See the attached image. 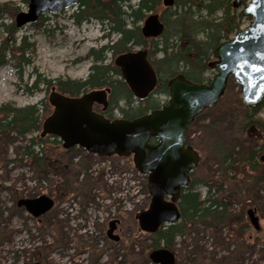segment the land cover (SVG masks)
<instances>
[{
    "label": "rangeland",
    "instance_id": "1",
    "mask_svg": "<svg viewBox=\"0 0 264 264\" xmlns=\"http://www.w3.org/2000/svg\"><path fill=\"white\" fill-rule=\"evenodd\" d=\"M137 1L132 0V3ZM162 7L153 12L160 13ZM28 8L29 0H0V46L6 36L5 26L14 24L17 27V14ZM241 8L238 13H241ZM76 9L77 5H74L56 14L47 12L44 23L38 20L17 27L15 36L19 39L27 36V42L34 43L35 52L26 54L30 58L29 63L20 60L23 62L21 69L16 67L18 58L0 66V107L5 104L14 107L37 104L44 110L41 111L43 122L53 111L48 100L51 88L44 85L43 79L87 78L92 61L83 57L90 48L105 44L107 38L103 36L104 26L98 21L75 24L69 16ZM251 24L252 18L242 17L241 29ZM138 48L143 47L134 49ZM214 59V55L211 56L210 60ZM114 60L115 57L109 55L107 62ZM19 70L23 72L22 78ZM214 73L211 68L206 72L210 81ZM39 78V86L31 89ZM155 97L162 104L168 101L169 94ZM240 102V85L231 78L220 108H209L204 113V120L192 127L190 139L193 143L202 142L207 146L214 141V137L239 143L244 137ZM46 103L50 105L48 108ZM115 116H121V112L116 110ZM213 121L211 130L208 125ZM256 131L254 137L262 141L264 133ZM39 132L41 129L37 133L20 136L11 131L0 137V264L36 261L43 264H148L144 257L149 259L152 252L151 239L139 228L136 215L148 207L151 197L148 178L135 168L132 157H93L79 146L68 152L63 144L48 138L44 148L58 171H37L23 152L30 138L36 137ZM33 148L38 150L39 146ZM218 166L215 155L203 156L198 168L193 171L197 179L195 187L205 191L203 181L211 183L218 175ZM245 192V200L235 195L231 204L233 210L240 214L241 223L248 226L245 236L251 239L250 244L237 245L234 241L236 227L224 229L220 236L193 232L178 237L177 263L231 264L228 259H234L237 264H264V180L250 185ZM41 195L55 200L52 209L42 216L34 217L24 208L17 207L19 199ZM255 201L262 207L261 211L255 209L259 229L254 227L248 215ZM115 218L122 219V238L120 241H106L102 236L109 227V220L111 222ZM196 239L206 252L215 251V255L196 258L191 254Z\"/></svg>",
    "mask_w": 264,
    "mask_h": 264
},
{
    "label": "trees",
    "instance_id": "2",
    "mask_svg": "<svg viewBox=\"0 0 264 264\" xmlns=\"http://www.w3.org/2000/svg\"><path fill=\"white\" fill-rule=\"evenodd\" d=\"M162 5L163 0H138L135 4L132 0H79L70 19L77 25L90 20L100 22L104 26L103 36L107 38V42L99 48H90L83 57L92 61L86 79L45 78L44 85L47 88L55 86L60 93L68 96H78L91 89L109 88L108 107L101 113L113 119L116 117L115 111L119 110L122 117L134 119L161 107L160 100L155 95L169 94V81L176 75L181 74L196 83H209L206 72L210 69L209 63L215 48L241 30L243 15L234 7V0H174L172 6ZM161 7L159 14L165 24L164 31L156 38L145 37L142 23L147 13ZM45 19L46 16L42 15L39 20L44 23ZM17 30L14 24L5 26L6 36L0 46V66L18 58L16 67L21 69L23 62L20 60L29 63L30 58L26 54L35 52L34 43L27 42V36L23 35L20 39L15 36ZM138 46L147 50L149 61L158 75L154 92L144 99L134 96L122 77L120 67L114 61L107 62L109 55L116 57ZM18 73L22 78V70ZM39 82L40 78L36 79L31 89L37 88ZM222 102L223 97L212 109L220 108ZM46 105L47 108L50 106ZM240 106L243 109L241 122L244 137L239 143L227 142L219 137H214V141L207 146L202 142L193 143L190 139L191 129L204 120V113L209 109L198 115L188 129V142L200 151L201 161L205 155H215L219 165L218 175L211 183L203 181L206 190L202 191L195 187L197 179L191 173V182L183 190L179 202L180 220L175 224L163 225L156 233L147 235L151 239L152 249L167 247L177 253L178 237L193 232L220 236L224 229L233 227L237 229L234 237L237 245L250 244L251 239L245 236L248 226L241 223L240 214L233 210L231 202L235 195L245 200V190L264 180V162L260 159L264 153V139L258 141L254 137L257 135L256 130L264 133V100L256 106H247L242 102ZM41 111L44 110L37 104L26 107L9 104L1 106L0 137L11 131L20 136L37 133L42 127ZM214 123L215 121L209 124L208 128L213 130ZM48 138H52L54 143L62 144L57 136L41 137L39 132L24 147L23 154L29 158V164L34 170L58 171L44 148ZM35 145L39 146L38 150L33 148ZM76 148L78 147L67 151L71 152ZM88 155L98 157L91 153ZM253 208L262 210L257 201ZM262 246L264 248V243ZM193 248L191 254L196 255V258L215 255V251L206 252L197 239ZM144 259L152 264L147 256ZM228 260L231 264H237L234 259Z\"/></svg>",
    "mask_w": 264,
    "mask_h": 264
},
{
    "label": "water",
    "instance_id": "3",
    "mask_svg": "<svg viewBox=\"0 0 264 264\" xmlns=\"http://www.w3.org/2000/svg\"><path fill=\"white\" fill-rule=\"evenodd\" d=\"M78 0H29V8L16 16L18 28L36 22L46 13H59ZM234 0L241 14L252 18V24L238 31L214 50L215 59L209 63L215 71L210 83H196L183 75L169 81L170 99L161 108L134 119H110L93 110L94 104L108 105L109 88L92 89L78 96H68L51 88L49 103L53 112L42 124L41 136L56 135L66 149L74 146L100 157L131 156L135 167L148 177L151 201L148 208L137 213L139 228L156 233L164 224H175L181 218L179 202L189 186L192 171L201 160L200 152L187 143V131L195 118L219 102L227 90L229 78L240 85L242 102L256 106L264 99V0ZM171 6L174 0H163ZM165 25L158 13H151L143 24L145 37H158ZM122 77L139 99L148 97L156 88L158 75L148 59L147 50H133L115 57ZM156 139V142H152ZM264 162V153L260 156ZM54 199L47 195L21 198L19 207L34 217L52 209ZM248 214L256 229L260 228L255 209ZM117 220H112L108 236L117 241L114 233ZM153 264H176V253L160 247L149 255ZM24 264H43L40 261Z\"/></svg>",
    "mask_w": 264,
    "mask_h": 264
},
{
    "label": "flooded vegetation",
    "instance_id": "4",
    "mask_svg": "<svg viewBox=\"0 0 264 264\" xmlns=\"http://www.w3.org/2000/svg\"><path fill=\"white\" fill-rule=\"evenodd\" d=\"M150 38V37H149ZM139 50H143L142 48H138ZM108 107V105L106 107H104L102 104H99V103H95L94 104V110L97 111V112H102V111H105L106 108ZM117 220V226H116V229H115V234L118 235L119 239L117 241H120L121 238H122V235H121V223H122V219L121 218H115ZM110 223V220L108 222V224ZM103 225H105V222H103ZM109 226V225H108ZM103 239H105L106 241H110L112 239H110V237L108 236L107 234V230H106V233L103 234L102 236Z\"/></svg>",
    "mask_w": 264,
    "mask_h": 264
}]
</instances>
